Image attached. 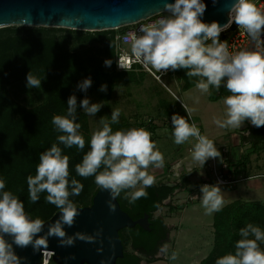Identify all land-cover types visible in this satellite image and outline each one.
I'll return each instance as SVG.
<instances>
[{
    "label": "clouds",
    "instance_id": "9594fccd",
    "mask_svg": "<svg viewBox=\"0 0 264 264\" xmlns=\"http://www.w3.org/2000/svg\"><path fill=\"white\" fill-rule=\"evenodd\" d=\"M215 2L213 0V4ZM206 9L203 0L166 2L164 11L168 15L142 26V35L130 34L131 53L136 62L151 66L160 76L169 70L184 69L188 78H199L195 87L201 93H209L210 87L219 91L223 85L231 95L223 99L226 118L214 120L218 127L239 129L245 121L256 128L264 127V10L257 7L254 0H234L227 11V23L221 25L216 21H203ZM233 24L248 35L253 45L251 49L230 52L227 40L221 41V33ZM128 41L126 36L125 42ZM111 63V60H106L105 66L110 67ZM118 66L126 71L130 68V65L120 61ZM91 84V78H86L78 84V88L87 91ZM26 85L29 89H40L41 79L29 72ZM106 90L107 85H101L100 91ZM102 106V103L90 104L87 97L80 101V107L89 116H95ZM182 107L191 117L193 109L183 103ZM120 115L121 109L116 108L112 110L110 122L105 117L100 118L102 127L92 133L90 150L75 166L79 176L94 177L97 187L109 192L111 211H115L111 201L122 192L130 203L146 197L144 189L156 183L155 176L149 174V167L163 168L165 163L150 131L143 127L113 131L111 125L119 123ZM76 119L77 98L73 94L67 101V114L53 116L52 124L58 133H62L57 136L59 144L83 150L85 138ZM171 125L176 145H182L190 138L195 139L192 159L201 168L208 159L221 157L214 142L201 135L195 122L189 123L184 116L173 114ZM69 175V157L62 154L57 143H53L39 154L36 174L27 177L30 201L35 203L41 193H47L46 202L59 209V219L48 226L43 236L39 233L43 231L45 221L32 219L26 213L24 203L11 191H4L5 181L0 179V264H21L22 258L15 253L13 244L19 248L31 245L34 250L47 251L49 237L57 238L61 247H70L77 239L94 243L102 234V229L97 230L95 235L76 232L69 236L66 233L65 226L72 227L80 215L70 196H79L84 187L76 179L70 181ZM138 185L140 188L137 190ZM200 192L199 199L205 215L220 212L225 206L219 183L204 184ZM5 235L12 237L11 243ZM239 235L241 238L236 241L235 253L218 258L215 264H264V250L258 243H264V231L248 223L239 229ZM168 248L167 244L162 245L157 256L176 260L177 252L173 251L169 256Z\"/></svg>",
    "mask_w": 264,
    "mask_h": 264
},
{
    "label": "trees",
    "instance_id": "16d2710c",
    "mask_svg": "<svg viewBox=\"0 0 264 264\" xmlns=\"http://www.w3.org/2000/svg\"><path fill=\"white\" fill-rule=\"evenodd\" d=\"M121 29L84 31L44 26L0 28V179L5 181L4 191L16 195L24 203L26 213L34 219L47 221L59 211L55 205L46 202L47 193H41L40 199L32 203L27 188V177L36 174L39 154L53 143H57L62 154L69 157V180L76 179L84 186L79 196H70L77 207L91 205L99 189L94 177L84 178L75 171L76 164L81 163L83 156L90 150L92 136L89 115L83 112L80 101L90 95L109 101L116 88L139 82L137 76L144 72L116 70L115 30ZM106 60L112 61L110 67L105 66ZM29 72L41 79L40 90L43 94L41 103L30 106L19 100V94L29 92L26 85ZM176 74L183 82L185 91L195 87L199 79L188 78L184 69L177 70ZM86 78H91L92 84L87 91H82L78 84ZM101 85H107V90L100 91ZM209 93L211 101L231 95L223 86L219 91L210 87ZM73 94L77 98L76 123L81 125L80 132L85 138L83 150L75 146L65 148L59 144L57 136L62 133H58L52 124L53 116L67 114V101ZM111 127L114 132L132 128L120 120ZM152 128L156 129V126ZM248 130L249 134L243 135L241 140L252 144L253 153L259 152L262 148L260 143L264 141V127L252 125ZM248 162L249 157L242 154L235 164V172L240 174L246 170ZM169 183L172 182L161 181L144 189L147 196L133 203L125 198L124 192L117 197L121 208L133 219L148 213L151 228L146 231L136 225L120 231L124 257L118 259L117 264H141L143 257H154L160 247L168 242L170 227L163 217H156L155 213L167 201L171 211L182 208L172 203L180 185L171 186ZM248 223L264 231L263 203L235 200L225 205L214 214L217 241L213 250L217 248L221 249L220 252L234 254L236 241L241 238L239 229ZM127 246H131L132 250H128Z\"/></svg>",
    "mask_w": 264,
    "mask_h": 264
},
{
    "label": "rangeland",
    "instance_id": "374dc122",
    "mask_svg": "<svg viewBox=\"0 0 264 264\" xmlns=\"http://www.w3.org/2000/svg\"><path fill=\"white\" fill-rule=\"evenodd\" d=\"M14 26L21 27L22 25ZM115 31L117 34L124 32L123 28ZM137 78L140 79L139 82L116 88L109 101H104L97 95L88 97L90 104L102 103L103 105L95 116H89L91 134L102 127L99 123L101 117L110 121L112 110L121 109L119 120L128 123L132 128L143 127L150 131L157 149L163 153L164 167L158 169L149 167L148 169L149 174L155 176L156 182L170 181L173 178L172 168L170 169V166L166 164H172L176 158L187 156V159L197 166H193L192 172H186L180 176L183 183H188L187 179H189V185L196 187L202 181L200 171L204 170L206 174L211 175V179L213 176L207 162L201 168L198 162L193 161L192 150L196 142L194 138H190L188 142L182 145L174 143L171 116L179 114L184 116L189 123L195 122L201 135L207 137L209 132L216 133V140L219 144L232 146V149L236 151L239 149L238 152L249 157L248 164H250H247V169L240 173L244 180L238 182L236 187L232 189L227 186H220L225 205L237 199L242 201L256 200L264 203V141L260 143L262 148L256 153L252 152V144L249 142L242 143V150L241 147L234 146L236 142H240V135L242 131H246L251 124L250 122L245 121L242 128L239 129L218 127L214 120L226 118V106L223 99L211 101L208 98L209 93H201L196 87L185 91L183 82L178 79V76L175 79L173 76H164V83L155 80L149 73L138 74ZM28 90L29 92L19 94L21 103L30 106L43 101V94L40 89L28 88ZM182 103L193 109L191 117L187 116ZM152 126H156V129H153ZM216 148L221 150V147ZM238 157L236 156L234 161H238ZM183 162L187 163V160ZM162 170L165 172L163 175L162 172L160 173ZM235 174L239 175L236 172ZM159 175L161 178H158ZM199 178L201 179L199 180ZM187 187H189L188 184ZM139 188L140 185L137 186V189ZM188 192L190 189H186L172 198V203L181 206V209L171 211L168 206L169 202H166L155 213L156 217H163L170 227L169 240L166 243L169 246L168 255L170 256L171 252L175 251L178 254L177 259L171 260L164 255L151 258L143 257L141 264H215L218 258L229 253L220 252L221 249L218 250L217 248L213 250L217 241L213 226L214 213L210 216L205 215L200 199L191 200ZM258 243H260L261 250H264V243ZM127 249L132 250L131 246H127Z\"/></svg>",
    "mask_w": 264,
    "mask_h": 264
},
{
    "label": "water",
    "instance_id": "95a60500",
    "mask_svg": "<svg viewBox=\"0 0 264 264\" xmlns=\"http://www.w3.org/2000/svg\"><path fill=\"white\" fill-rule=\"evenodd\" d=\"M166 2L174 0H0V28L22 25L84 31L110 30L164 12ZM203 2L207 5L202 17L204 22L216 21L221 25L227 23V11L234 0H216L215 4L213 0ZM110 199L109 192L99 188L91 205L78 207L80 215L76 217L75 224L70 228L65 226L69 236L76 232L95 235L97 230L102 229V234L94 243L77 239L74 246L61 247L57 238H48L46 252L52 253L56 264H117V260L124 257L120 231L136 225L146 231L151 230L148 213L135 220L121 208L117 198L111 201L115 208V211H111L108 204ZM59 217L58 211L45 221L44 229L39 235H45L48 226ZM5 239L12 242L11 236L5 235ZM13 249L22 258L21 264L41 263L44 249L34 250L31 245L19 248L15 244Z\"/></svg>",
    "mask_w": 264,
    "mask_h": 264
},
{
    "label": "built area",
    "instance_id": "2783aa9c",
    "mask_svg": "<svg viewBox=\"0 0 264 264\" xmlns=\"http://www.w3.org/2000/svg\"><path fill=\"white\" fill-rule=\"evenodd\" d=\"M254 2L256 3L257 7L264 10V0H254ZM163 15H168V13L165 11L160 12L147 19H142L138 22L119 27V28L125 27L126 29L124 30V32H122V34H116L115 37L117 71L120 72L126 71L118 66V61H120L130 65L128 71H134L136 73L139 72L149 73L150 75H152V77L155 80L161 83H164L163 82L164 76H173V78H176L177 70L176 71L169 70L160 76V73L156 72L155 69H152L151 66L146 67L143 64L136 62L135 58L131 53L130 34L135 33L138 36L142 35L143 33L140 31L142 26L153 23ZM126 36L129 37L128 42H125ZM220 39L221 41L227 40L230 52H236L244 48L251 49L253 47L248 35L244 32L243 29L238 28L235 24H233L226 31L222 32L220 35ZM220 153H221V157L210 158L207 160V164L211 170L213 179H211V175L209 176V174H206L203 176L200 185H196V187L192 186L190 192H188L191 200H198L201 194L200 188L204 184L215 185L219 183V186H227L228 188L232 189L236 187V184L238 182L244 180V177H242L240 174L239 175L235 174L236 168L234 166L237 160L234 161L233 158L229 157V148L222 146ZM190 170H192V168H190L189 171ZM172 176L173 178L169 182L180 185V188L175 193L176 195L177 193H180L186 189L185 186H187V182L183 183L182 181L183 179H181L180 172L177 170L172 169ZM40 264H56L53 260L52 253L44 251Z\"/></svg>",
    "mask_w": 264,
    "mask_h": 264
},
{
    "label": "crops",
    "instance_id": "0c3cea01",
    "mask_svg": "<svg viewBox=\"0 0 264 264\" xmlns=\"http://www.w3.org/2000/svg\"><path fill=\"white\" fill-rule=\"evenodd\" d=\"M175 79V78H174ZM209 98V97H208ZM210 100V99H209ZM250 126H252L251 124L247 127V129H246V131H242V133H241V135H240V142H236L235 144H234V146H239V147H241V150L243 149V147H242V140H241V137L243 136V135H247L246 134V132H248L249 133V130H248V128L250 127ZM217 136V134L216 133H214V134H212L211 132H209V133H207V138L208 139H210V140H212L213 142H214V144H215V146L216 147H222V146H227L228 148H229V157L230 158H235L236 156H239V157H241V152H238L239 151V149H238V151H236L235 149H232V146H229V145H225V144H219L218 142H217V140H216V136ZM244 153V152H243ZM244 155V154H243ZM238 157V158H239ZM184 160H187V163H185V162H183ZM250 164V163H249ZM248 164V165H249ZM167 166H170V169L172 168L173 170H177V171H179L180 172V174H184V173H186V172H192V170H194V167L193 166H197V165H195V164H192V162L191 161H189L188 159H187V156H185V157H183V158H176L175 160H174V162H172V164H166ZM199 166H201L200 164H199ZM190 168H192V170H190L189 171V169ZM162 172V175H163V173H165L164 172V170H162V171H160V173ZM201 173H203L204 172V170L203 171H200ZM204 174H206V172H204L203 174H201V177L203 178V176H204ZM188 176H189V174H188ZM158 178H161V175H159L158 176ZM201 178H199V180H200ZM187 181H188V186L189 187H187V186H185L186 187V189H190L191 190V188H192V186L191 185H189V179H187ZM161 182V181H160ZM162 182H167V181H162ZM157 183V182H156ZM185 189V190H186ZM184 190V191H185ZM184 191H182V192H184ZM177 194H179V193H177ZM176 194V195H177ZM237 200H240V199H237ZM235 201V200H234ZM242 201V200H241ZM252 201H256V200H252ZM168 202V201H167ZM233 202V201H232ZM245 202V201H244ZM260 202V201H259ZM229 203H231V202H229ZM229 203H227V204H229ZM262 203V202H261ZM226 204V205H227ZM264 204V203H263ZM215 214V213H214ZM214 216V215H213Z\"/></svg>",
    "mask_w": 264,
    "mask_h": 264
},
{
    "label": "flooded vegetation",
    "instance_id": "af4514ba",
    "mask_svg": "<svg viewBox=\"0 0 264 264\" xmlns=\"http://www.w3.org/2000/svg\"><path fill=\"white\" fill-rule=\"evenodd\" d=\"M237 163V162H236ZM157 256V254L154 256V257H156Z\"/></svg>",
    "mask_w": 264,
    "mask_h": 264
}]
</instances>
